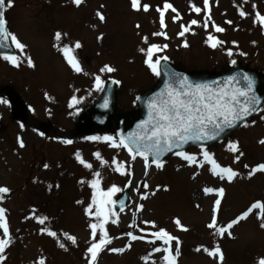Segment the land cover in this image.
<instances>
[{"label":"rangeland","instance_id":"1","mask_svg":"<svg viewBox=\"0 0 264 264\" xmlns=\"http://www.w3.org/2000/svg\"><path fill=\"white\" fill-rule=\"evenodd\" d=\"M165 2L170 3L176 12L171 9L165 12L166 28L161 30L156 9L163 10ZM140 3L141 10L134 11L130 0H82L79 6L72 0H13L11 10L7 9L9 26L16 18L10 32L26 45L24 55L31 58L34 67H28L23 57L19 67L8 64V73L4 66H0V85L15 83L31 112L29 122L21 127L10 117L7 105L0 103V187L9 189L3 197L0 196V208L5 210L12 237L0 264H36L40 258L46 264H86L89 224L94 223L95 218L85 215L84 209L91 203L92 189L80 181L93 179V172L100 173L101 190L106 191L112 185L122 189L113 196L114 200L131 181L130 203L126 211L117 213L116 224L109 222L106 225L113 238L109 248H122L128 244L125 233L129 231L145 236V240L131 242V247L123 253L102 251L97 264H162L163 253H153L154 245L147 242L151 240L149 233L153 229L144 221H152L157 228L179 238L180 254L176 257V264H257L264 258V229L257 218L259 210L254 209L246 219L234 225L229 230L231 236L226 233L219 237L206 227L211 221L215 196H206L202 191L205 187L224 189L217 213L218 226H226L253 202H264V173L248 176L252 167L264 163V144L259 143L264 139V120L260 118L264 111L255 114L246 123L247 127L206 149L221 166L231 167L238 173L232 182L212 176L208 165L189 166L176 156L166 159L161 169L151 166L145 175L143 161H132L124 149L114 150L103 142L85 139H70L73 143L66 145L53 140L52 132L41 136L33 126L40 120L44 122L45 115L52 114L46 123L53 122L69 129L77 112L96 97V75H100L101 80L108 75L119 80L118 108H131L133 95L149 89L156 82L157 77L147 68L145 56L139 51L146 50L151 43L166 44L167 48L158 54L166 55L168 61L188 70L222 71L235 60L264 77V28L253 23L257 12L264 15V0H247L246 3L244 0H209L207 15L203 0H140ZM190 3L201 8V12L191 11ZM143 4L150 6L148 12L142 10ZM55 8H58L57 13ZM240 10L246 13L244 17L239 15ZM97 12L105 17L104 22L99 20ZM177 13L179 18L174 22ZM208 16L211 19L205 28ZM191 20H197V25H191L190 30L180 36V25L188 27ZM213 23L225 31L214 32ZM159 31H163L167 38L153 35ZM57 32L61 33L59 42L55 40ZM210 34L223 43L216 48L209 47L205 41ZM144 37L148 38V44L144 43ZM77 41L80 48H84L83 54L90 51L89 59L85 55V66L77 52L79 49H74L73 55L83 69L81 73L72 71L60 51L65 42L74 48ZM16 52L19 56L18 50ZM104 65L116 71L103 74L100 69ZM73 96L80 103L69 108ZM65 114L68 119L64 118ZM18 137L25 145L23 148ZM229 141L238 142L243 152L236 163L233 162L234 154L227 150ZM77 151L93 165L92 169H85L76 161ZM95 152H100L106 162L104 165L95 159ZM187 152L196 155L198 160L202 159L200 149ZM113 158L130 165L133 174L121 176L114 172ZM45 164L48 168L44 167ZM142 196L146 198L141 199ZM137 205H142L139 212L136 211ZM33 210L35 215L48 218L44 225L28 218L33 215ZM175 219H179L188 231L178 229L173 222ZM133 222L137 226L135 229L129 227ZM42 227L55 231L67 251L57 246L56 239L42 233ZM65 232L76 238L75 245L64 239L62 234ZM155 246L162 245L157 241ZM199 246L209 249L219 246L223 261L209 257L203 250L195 251ZM172 252L175 255L174 241ZM145 256L149 257L147 261L141 259Z\"/></svg>","mask_w":264,"mask_h":264},{"label":"snow or ice","instance_id":"2","mask_svg":"<svg viewBox=\"0 0 264 264\" xmlns=\"http://www.w3.org/2000/svg\"><path fill=\"white\" fill-rule=\"evenodd\" d=\"M246 3L247 0H244ZM72 3L79 6L82 0H72ZM131 7L134 11L141 10L140 0H130ZM13 6V0H0V48H15L20 55L3 54L0 53V59L12 65L13 67H19L21 63V57L26 60L28 67H34L31 58L24 55V49L26 45L21 43L17 36L10 32L7 28V21L5 17V10ZM191 11L199 14L201 8L196 7L190 3ZM149 5L143 4L142 10L144 12L149 11ZM203 8L207 15L209 8V0H203ZM255 8V5H253ZM171 9L176 12V9L170 3L165 2L163 10L157 8V12L160 17V28L163 30L166 28L165 12ZM101 22H104L105 17L100 13H96ZM239 15L244 17L246 13L243 10L239 11ZM179 18V14L173 17L175 22ZM211 17L208 16L205 20L204 27H208V20ZM197 20H191L190 25L185 27L180 25V36H184L185 32L190 30L191 25H197ZM231 23V21H226ZM254 24H258L261 28H264V15L259 12L255 14ZM139 27V25H137ZM212 28L216 33H222L224 28L212 24ZM154 36H165L163 31L153 33ZM100 39V37H98ZM55 40L59 42L61 40V33L55 34ZM143 41L148 44V38L144 37ZM205 43L211 48H216L222 44L223 41L217 39L213 35H209ZM187 47V44H184ZM81 44L77 41L74 48L64 45L60 48L64 59L70 66L73 72L81 73L83 69L80 66L79 61L73 55L74 49H79ZM167 48V45H159L151 43L147 49H140L144 56V63L151 71L153 76H161L160 65L161 62H166L168 57L166 55H159ZM228 55L231 56L232 52L229 51ZM244 55V53H240ZM235 64V60L232 61ZM116 71L109 65H104L101 69V73H112ZM166 79L163 81V88L155 95H153L147 101V118L137 124L136 130L129 133L127 136L117 134V136H88L84 139L93 142H103L108 147L114 150L124 149L127 151L128 156L132 161H135L138 157L143 161V167L145 175L148 174V170L151 166H155L157 169H161L164 166V161L161 159L166 153H172L176 157L185 161L189 166L195 165L202 167L208 165V170L212 176L218 177L220 180H227L232 182L238 175V173L231 167L221 166L214 158L213 154L209 153L203 146V142L216 140L225 132L226 129H233L242 122H245L249 116L253 113L264 111L262 108V101L258 98L254 91V81L248 74H241L238 76H229L223 83L213 81L211 83H195L191 82L188 77L181 76L175 72H164ZM113 84H119L120 81L112 80ZM94 88L96 91H101L104 88V83L101 80L100 75H96L94 79ZM137 97V100H140ZM0 103H6V101L0 100ZM80 100L73 96L68 103L69 108H73L79 104ZM102 107H108V99L105 97ZM261 120H264V114L261 115ZM255 121H253V124ZM245 127L248 125L244 123ZM23 127V125H21ZM18 142L21 148L25 145L18 137ZM63 144L71 145L72 140L66 139L61 141ZM189 142L196 144L199 142L200 156L202 159L198 160L197 156L191 154L185 150V145ZM259 143L264 144V139ZM175 150V151H174ZM227 150L234 154V163L238 162L243 156V152L240 151L238 142L229 141L227 144ZM238 153V154H237ZM96 160L100 161L101 165L106 162L102 159L100 152L93 153ZM151 158V159H150ZM76 161L82 165L85 169H92L93 165L85 161L79 151L75 153ZM112 170L121 176H131L133 173L130 171V165L126 166L123 161H118L113 158L111 161ZM48 168V165H44ZM248 168V165H245ZM261 172L264 173V163L258 164L252 167L248 172V176ZM93 179L89 181H80V183H87L88 187L92 189L91 203L84 209L85 215H90L95 218L94 223L89 224L90 237L88 246L85 251L86 264H97V258L102 251L108 250L112 253H123L126 249L131 247V242L137 240H145V236L136 235L132 231L125 233L128 238V244L122 248H109L112 243V237L109 236L106 230V225L111 222L117 223V213L112 210V206L116 204L113 196L120 192L122 189L116 185L110 186L106 191L100 188V173L93 172ZM131 181H129V184ZM128 185H125L127 187ZM147 188V184L144 185ZM167 190V189H165ZM9 189L6 187H0V196L8 193ZM204 195H214V203L212 207L211 221L206 227L213 231V234L219 237H223L226 233L231 236L230 229L238 224L240 221L246 219L254 209H258L257 218L261 220L260 227L264 229V202L255 201L247 210L238 215L235 219L231 220L226 226H218L217 213L220 209L221 200L224 195L223 188L205 187L202 189ZM146 197H141L144 199ZM77 203H80L79 201ZM120 211L124 210L123 200L119 201ZM142 209V205L136 206V211L139 212ZM5 210L0 208V231H2V237H0V262H3L5 257L3 253L5 249L11 244L12 237L10 235L9 226L4 215ZM135 215V214H134ZM35 219L40 225H44L47 217L33 215L28 217ZM177 228L182 231H188L184 227L179 219L173 221ZM146 225H150L153 229L149 235L151 240L147 241L154 245L152 248L153 253H163L161 257L162 264H176V257L180 254V240L168 233L163 228H157L156 224L152 221H144ZM130 228L135 229L137 226L135 222L129 225ZM40 231L49 237L56 239L57 246L67 251L65 243L61 242L57 238V233L50 228L42 227ZM144 231V229H140ZM66 241H70L71 244L77 243L76 238L68 233L62 234ZM98 237V238H97ZM159 241L162 246L156 247V242ZM175 242V255L172 252V242ZM203 250L209 257L219 258V261H223V253L219 246H215L211 249L203 246H199L195 251L200 252ZM151 255V253L149 254ZM142 260L147 261L148 256L141 257ZM36 264H46L43 258L36 261ZM257 264H264V258L257 261Z\"/></svg>","mask_w":264,"mask_h":264},{"label":"water","instance_id":"3","mask_svg":"<svg viewBox=\"0 0 264 264\" xmlns=\"http://www.w3.org/2000/svg\"><path fill=\"white\" fill-rule=\"evenodd\" d=\"M7 50L9 51L10 48H0V52L6 53ZM160 69L161 76H159V82L154 88L147 91L143 96L140 97L141 99L138 100L137 107L132 113H120L117 111L114 101L116 85L113 84L112 81L107 82L96 102L93 103L88 109L79 113L76 117L75 136H89L99 131H111L112 129L115 130L116 135L119 133L124 136H127L129 133L134 132L136 130L137 124L147 118V101L157 92H159L161 88H163V81L166 79V77L164 76V72H175L177 74H180L181 76L188 77L191 82L195 83H211L213 81L223 83V81L229 76H238L246 73L251 76L254 81V91L256 96L261 99L262 103L264 101V85L260 81L258 75L256 73L245 70L237 64H233L230 71L227 73L213 75L185 72L183 70L173 68L170 64L166 62L161 63ZM2 94L4 98L10 102L11 111L14 116L25 120L26 112L24 110L23 103L20 101L18 96L10 89H3ZM105 97H107L108 99L107 108L102 107V105L104 104ZM237 127L233 129H226L225 132L222 133L221 136L218 137L216 140L203 142V146H207L216 141H221L224 137L228 136L229 133L235 130ZM188 146H199V142H197L196 144L189 142L188 145H185V148ZM169 154L171 153H166L163 157H161V159L163 160ZM128 188L129 187L127 186L123 196L115 204V207L118 210H120L119 201L123 200L124 207L128 201Z\"/></svg>","mask_w":264,"mask_h":264}]
</instances>
